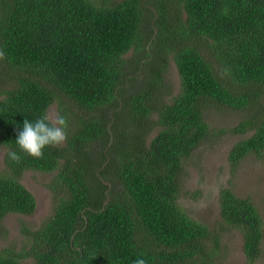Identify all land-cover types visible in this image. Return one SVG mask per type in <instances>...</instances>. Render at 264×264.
Returning a JSON list of instances; mask_svg holds the SVG:
<instances>
[{"label":"trees","instance_id":"16d2710c","mask_svg":"<svg viewBox=\"0 0 264 264\" xmlns=\"http://www.w3.org/2000/svg\"><path fill=\"white\" fill-rule=\"evenodd\" d=\"M171 60L181 90L168 98ZM54 102L67 117L65 144L21 152L24 119ZM213 105L247 111L231 128L252 132L232 146V167L264 156V0H0V230L10 213L37 207L22 174L57 171L52 215L25 229L27 245L0 247V264H221L220 233L179 202ZM220 213L258 260L255 201L225 187Z\"/></svg>","mask_w":264,"mask_h":264},{"label":"rangeland","instance_id":"374dc122","mask_svg":"<svg viewBox=\"0 0 264 264\" xmlns=\"http://www.w3.org/2000/svg\"><path fill=\"white\" fill-rule=\"evenodd\" d=\"M167 83L172 88V95L168 98H172L181 90V77L173 60L169 62ZM80 112L74 107V113ZM246 112L228 106L208 107L205 116L212 127V133L185 160L184 171L180 177V204L191 216L208 224L221 235V264H264V242L262 255L250 263L243 250L241 231L229 227L220 213V191L230 187L238 195L249 196L255 201L264 223V156H249L236 168L229 161V152L235 142L252 133L239 134L231 130L246 116ZM57 115L59 105L54 102L49 107L48 116L55 119ZM157 131L158 128L154 129L149 139ZM61 144H65V141ZM5 153L6 147L0 143L1 169L6 166ZM56 172L29 169L22 174L23 183L37 199V207L31 214L10 213L4 218L0 230V247L10 245L18 249L27 245L25 229H38L52 215L55 199L49 184ZM23 263L32 264L33 259H25Z\"/></svg>","mask_w":264,"mask_h":264},{"label":"clouds","instance_id":"9594fccd","mask_svg":"<svg viewBox=\"0 0 264 264\" xmlns=\"http://www.w3.org/2000/svg\"><path fill=\"white\" fill-rule=\"evenodd\" d=\"M67 126V117L64 115L50 119L47 114H43L34 121L25 118L15 143L21 152L33 157H41L47 146L59 145L67 139ZM8 156L13 161L20 158L15 150L10 151ZM133 264H148V262L139 256Z\"/></svg>","mask_w":264,"mask_h":264}]
</instances>
